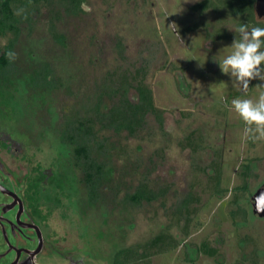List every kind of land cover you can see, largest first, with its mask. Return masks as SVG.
<instances>
[{
	"label": "rangeland",
	"instance_id": "obj_1",
	"mask_svg": "<svg viewBox=\"0 0 264 264\" xmlns=\"http://www.w3.org/2000/svg\"><path fill=\"white\" fill-rule=\"evenodd\" d=\"M202 1L83 0L90 12L57 24L67 37L65 53L42 16L31 31L20 33L14 60L21 70L31 68L24 55L33 49L38 61L57 67V74L63 71L53 55L62 54L69 67L78 66L89 77L77 91L52 90L46 108L31 120L29 139L13 136V131L0 125V138L14 139L17 147L21 143L26 153L23 158L0 149L11 170L24 173L38 167L48 172L61 162L66 166L74 156L73 142L64 137L66 127L78 116L88 117L97 90L94 81L109 83L105 81L109 73L135 74L138 69L155 106L162 110V124L148 113L134 137L125 134L118 139L110 131L92 129L110 149V158L103 160L113 167L101 190L103 196L87 202L83 190L79 193L74 186L70 198L52 207L47 220L58 248L79 255L80 263L108 264L113 250L139 245L166 230L178 246L151 257L148 264H264V216L252 211L253 193L264 186V140L246 139L245 124L231 107L233 99L257 100L264 92V81L253 79L242 91L230 74L221 71L218 62L239 38L238 18L216 0L208 6H202ZM11 35L1 36L0 44ZM129 96L133 99L136 94L131 90ZM19 127L27 135L28 130ZM215 169L221 171L222 187L228 188L218 195L212 193ZM118 177L120 191L114 197ZM139 180L167 191L135 207L120 203L128 185ZM190 194L196 197L190 203L196 214H191L186 234V222L178 219L175 210ZM201 242L215 247L217 253H198Z\"/></svg>",
	"mask_w": 264,
	"mask_h": 264
},
{
	"label": "trees",
	"instance_id": "obj_2",
	"mask_svg": "<svg viewBox=\"0 0 264 264\" xmlns=\"http://www.w3.org/2000/svg\"><path fill=\"white\" fill-rule=\"evenodd\" d=\"M216 2L219 6L229 8L230 12L238 18L237 26L244 23L249 27H264V22L258 20L255 15V0H216ZM210 3L211 0H204L201 4L208 6ZM81 4L83 0H0V37L8 33L12 34L5 44H0V125L6 130L13 131V136L28 138V133H30L28 129L34 122L31 120L38 111L41 112L46 108L45 103L54 88H63L69 92L73 88L77 91L82 82L87 84L89 76L84 77L78 66L69 67L70 63L62 54L53 55L54 60L55 57L57 58L58 67L63 71L61 75L56 73L57 67L54 65L52 67L51 62H42L41 59L38 61L39 55L35 54V51L33 53V49L24 55L28 67H31L29 70L26 68L21 70L15 60H9L7 53H15V46L21 41V31H31L33 26L37 25L35 21L39 22L40 16L45 18L46 22H50L49 28L53 31V39L59 43L62 53H65L67 37L64 32L57 30V24L67 17L82 14L84 11ZM37 40H42V38L39 37ZM142 75L144 74L135 69V74L128 71H123L121 74L109 73V76L105 78V81L109 83L102 80L99 81L101 82L99 85L97 81H94L97 90L88 117L78 116L67 125L64 132V137L67 136V139L73 142L72 160L66 166L61 162L49 173H42L37 169V173H32L33 176L28 183L29 187L34 190L42 188L45 191L44 199L59 205L62 204L64 198H70L69 194L72 193L70 191L75 187H78L79 193L83 190L87 202L101 198L103 196L101 190L111 179L109 176L112 175L113 167L103 160V158L106 160L110 158V149L99 142L96 131L92 129L97 126L98 129L110 131L120 139L125 134L127 137L136 136L144 127L148 113H152L157 123L162 124V110L155 106L152 93L143 82ZM28 80L30 82L26 86L22 85ZM73 81L77 82V86ZM20 82L21 87L18 84ZM13 86L15 88L9 90ZM131 90L136 94L133 99L129 96ZM231 95L229 93V96ZM9 123L17 130L10 129ZM18 126L28 130L27 135L22 132L21 127L17 128ZM103 139L108 141L107 138ZM26 141L29 143L28 140ZM245 167L249 166L246 164ZM213 172L212 193L218 195L228 191V188L221 185V171L215 169ZM125 173L124 175H130L129 172ZM122 176L123 174L120 175ZM120 177L115 180L117 183L114 185V197L120 191ZM42 184L46 185V188L44 185L40 187ZM128 186L130 189L127 188L124 191L119 202L133 207L143 202L159 199L167 191L165 187L154 188L144 180H139L134 186L130 184ZM109 187L112 188V185ZM195 198L191 194L184 196L175 210L178 219L186 222L184 230L186 234L192 219L191 214H194L196 210L195 208L194 211L190 209V203L196 200ZM177 246L178 243L173 235L166 230H160L139 245L113 250L108 264H148L151 257L167 253ZM196 251L210 256L217 253L216 248L207 242L197 245Z\"/></svg>",
	"mask_w": 264,
	"mask_h": 264
},
{
	"label": "flooded vegetation",
	"instance_id": "obj_3",
	"mask_svg": "<svg viewBox=\"0 0 264 264\" xmlns=\"http://www.w3.org/2000/svg\"><path fill=\"white\" fill-rule=\"evenodd\" d=\"M16 143L0 138V149L25 158L22 144L17 147ZM37 169L13 171L0 152V264H83L76 253L58 248L47 226L48 214L56 203L44 199L45 191L40 188L44 184L40 190L29 187Z\"/></svg>",
	"mask_w": 264,
	"mask_h": 264
},
{
	"label": "clouds",
	"instance_id": "obj_4",
	"mask_svg": "<svg viewBox=\"0 0 264 264\" xmlns=\"http://www.w3.org/2000/svg\"><path fill=\"white\" fill-rule=\"evenodd\" d=\"M81 8L85 12L91 11L87 4H81ZM235 33L239 38L230 46L232 51L218 63L224 74L231 75L233 84L246 91L253 79L264 81V27H249L242 23L235 28ZM7 56L9 60L16 58L14 52H8ZM231 107L245 124L244 137L264 140V92L255 101L233 99Z\"/></svg>",
	"mask_w": 264,
	"mask_h": 264
},
{
	"label": "water",
	"instance_id": "obj_5",
	"mask_svg": "<svg viewBox=\"0 0 264 264\" xmlns=\"http://www.w3.org/2000/svg\"><path fill=\"white\" fill-rule=\"evenodd\" d=\"M254 12L256 17L264 19V0H255ZM252 211L257 216H264V186L258 188L252 196Z\"/></svg>",
	"mask_w": 264,
	"mask_h": 264
}]
</instances>
